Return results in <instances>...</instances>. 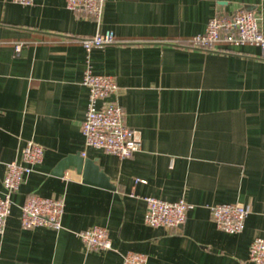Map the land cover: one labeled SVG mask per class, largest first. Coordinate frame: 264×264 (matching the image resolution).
<instances>
[{"label": "crops", "instance_id": "obj_1", "mask_svg": "<svg viewBox=\"0 0 264 264\" xmlns=\"http://www.w3.org/2000/svg\"><path fill=\"white\" fill-rule=\"evenodd\" d=\"M240 9L261 16L264 33V0H106L100 23L70 11L66 0H0V198L7 164L20 162L29 141L45 148L11 196L0 264H122L130 252L146 255L147 264H254L250 246L264 239L263 51L187 46L217 13ZM106 30L119 43L87 53L80 40ZM89 64L116 79L111 100L142 134L131 158L86 145ZM77 154L116 189L86 184L74 168L53 174ZM32 195L64 199L60 231L22 227ZM145 197L194 208L181 229L150 227ZM231 203L250 210L240 234L219 230L210 216V205ZM93 227L108 230L112 250H86L78 234Z\"/></svg>", "mask_w": 264, "mask_h": 264}, {"label": "built area", "instance_id": "obj_2", "mask_svg": "<svg viewBox=\"0 0 264 264\" xmlns=\"http://www.w3.org/2000/svg\"><path fill=\"white\" fill-rule=\"evenodd\" d=\"M23 6L33 5L34 0H11ZM106 0H66L67 8L77 15L87 16L100 23L103 18ZM262 17L254 12L240 9L232 15L217 13L208 23L204 33L187 41L190 49L204 52H228L241 46L254 45L263 51L264 33ZM81 45L90 53L95 48H102L119 43L114 31L98 32L94 36L80 40ZM24 44L16 45L20 53ZM83 84L89 91L87 110L82 123V133L86 145L115 155L121 159L131 158L142 147V134L139 130L128 127L125 123L123 107L111 97L119 91L116 79L112 76L95 74L90 64L87 66ZM45 148L29 141L22 150L20 162L7 164L4 179L6 194L0 198V234H3L6 221L11 214V196L24 183L26 177L44 160ZM147 209L145 223L150 227H163L171 230L181 229L193 205L181 199L176 202L163 201L154 197L144 198ZM64 199L29 196L22 207L21 225L24 229L48 227L60 231L63 227ZM212 221L217 228L228 234H240L245 230L250 210L243 204L231 203L210 205L208 207ZM82 239L88 252L110 251L112 241L107 229L93 227L81 231ZM249 261L264 264V239H255L249 250ZM148 258L141 253L130 252L124 255L122 264H147Z\"/></svg>", "mask_w": 264, "mask_h": 264}, {"label": "water", "instance_id": "obj_3", "mask_svg": "<svg viewBox=\"0 0 264 264\" xmlns=\"http://www.w3.org/2000/svg\"><path fill=\"white\" fill-rule=\"evenodd\" d=\"M74 168L79 175L83 176L86 184L95 185L109 190H115L116 187L110 182V179L101 171L100 167L92 160L85 159L81 154L70 155L62 160L54 171V175L63 177L65 171Z\"/></svg>", "mask_w": 264, "mask_h": 264}]
</instances>
